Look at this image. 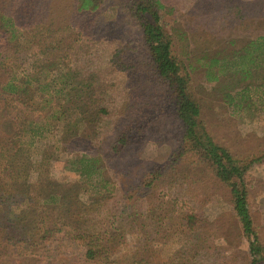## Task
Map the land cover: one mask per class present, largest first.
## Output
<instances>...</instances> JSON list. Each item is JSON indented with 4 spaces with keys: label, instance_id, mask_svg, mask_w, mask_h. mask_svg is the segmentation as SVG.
I'll return each instance as SVG.
<instances>
[{
    "label": "rangeland",
    "instance_id": "374dc122",
    "mask_svg": "<svg viewBox=\"0 0 264 264\" xmlns=\"http://www.w3.org/2000/svg\"><path fill=\"white\" fill-rule=\"evenodd\" d=\"M160 1L162 25L172 39L173 55L190 77L189 90L201 107L205 129L235 158L259 159L245 181L264 254V111L251 114L244 108L233 114L223 101L228 82H211L207 75L211 58L230 61L248 40L264 36V0ZM0 10L27 27L42 21L61 27L63 34L72 33L75 46H80L78 57L96 50L104 56L86 68L98 71L106 85L97 90L108 94L103 99L109 102V113L96 142L99 157L118 136L129 134V145L102 161L113 190L92 222L97 233L109 235L110 256L120 264H250L249 241L233 210L229 188L209 169L184 154L162 173V183L146 186L155 166L166 168L182 152L183 127L172 92L150 73L132 0H102L98 20L92 14H78L75 0H0ZM117 50L127 64L124 72L109 63ZM80 153H58L50 165L51 177L62 184L80 183L69 163ZM170 182L178 184L171 188ZM82 192L81 199L87 202L92 194H84L85 188ZM51 262L96 264L85 259L79 242L68 239L47 242L26 258L14 257L0 246V264Z\"/></svg>",
    "mask_w": 264,
    "mask_h": 264
},
{
    "label": "trees",
    "instance_id": "16d2710c",
    "mask_svg": "<svg viewBox=\"0 0 264 264\" xmlns=\"http://www.w3.org/2000/svg\"><path fill=\"white\" fill-rule=\"evenodd\" d=\"M101 1L75 0V8L78 14H92L98 20ZM162 8L160 0H132L150 73L173 94L183 127L182 152L166 168L155 166L146 186L162 183V173L180 156L193 157L229 188L233 210L249 241L250 264H261L263 247L254 228L245 181L259 159L235 158L205 129L201 107L189 90L190 77L173 55L172 39L162 25ZM61 30L42 21L27 27L0 10V246L14 257L26 258L47 242L68 239L79 242L89 262L120 264L110 256L109 235L97 233L92 222L98 206L113 190L104 177L102 161L125 149L129 134L118 136L99 157L96 142L109 113V102L103 99L108 94L97 90L106 85L98 71L86 68L104 56L96 50L78 57L75 35ZM109 63L126 71L119 50ZM207 72L211 82H228L223 101L233 114L244 108L251 114L264 111V36L248 40L230 61L211 58ZM17 109L21 115H13ZM71 151L81 152L69 161L80 183L62 184L51 177L50 165L58 153ZM177 184L168 185L174 188ZM84 188V194H92L87 202L81 199Z\"/></svg>",
    "mask_w": 264,
    "mask_h": 264
},
{
    "label": "crops",
    "instance_id": "0c3cea01",
    "mask_svg": "<svg viewBox=\"0 0 264 264\" xmlns=\"http://www.w3.org/2000/svg\"><path fill=\"white\" fill-rule=\"evenodd\" d=\"M254 222V221H253Z\"/></svg>",
    "mask_w": 264,
    "mask_h": 264
}]
</instances>
